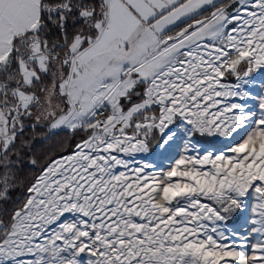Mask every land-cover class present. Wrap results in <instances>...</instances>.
Returning <instances> with one entry per match:
<instances>
[{
  "label": "snow or ice",
  "instance_id": "obj_1",
  "mask_svg": "<svg viewBox=\"0 0 264 264\" xmlns=\"http://www.w3.org/2000/svg\"><path fill=\"white\" fill-rule=\"evenodd\" d=\"M0 264H264V0H0Z\"/></svg>",
  "mask_w": 264,
  "mask_h": 264
}]
</instances>
